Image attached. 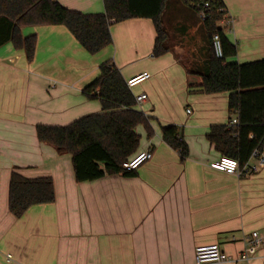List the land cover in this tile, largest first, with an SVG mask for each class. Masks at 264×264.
<instances>
[{
    "label": "crops",
    "instance_id": "1",
    "mask_svg": "<svg viewBox=\"0 0 264 264\" xmlns=\"http://www.w3.org/2000/svg\"><path fill=\"white\" fill-rule=\"evenodd\" d=\"M56 1L87 13L104 11L103 0ZM222 1L232 19L224 32L237 47L228 61L264 58V0ZM184 6L180 2L179 22ZM181 28L186 38L192 25ZM21 32L36 35L31 60L12 42L0 46V264H196L197 245L218 243L238 257L248 234L264 238V166L237 176L209 165L222 155L208 138L211 127L227 125L238 112L229 110V92H203L202 77L190 72L206 63L205 42L193 38L186 50L179 44L184 52L170 46L155 56L157 30L150 17L113 23L112 42L94 54L65 25H26ZM107 60L126 81L151 73L131 90L146 93L136 108L153 129L148 136L144 124L137 126L134 154L150 147L153 157L128 169L130 175L78 181L72 154L40 141L36 127L102 112L101 100L89 98L84 88ZM167 125L181 133L185 158L163 139ZM14 170L28 178L52 177L54 201L15 216L9 209ZM205 264H264V244L248 261Z\"/></svg>",
    "mask_w": 264,
    "mask_h": 264
},
{
    "label": "trees",
    "instance_id": "2",
    "mask_svg": "<svg viewBox=\"0 0 264 264\" xmlns=\"http://www.w3.org/2000/svg\"><path fill=\"white\" fill-rule=\"evenodd\" d=\"M168 1L103 0V12L87 13L56 0H0V46L12 42L15 47L24 48L31 60L36 35L24 36L21 28L26 25H65L79 43L94 54L112 42L113 23L133 17H150L157 30L153 54L160 56L170 49L161 22ZM180 2L186 5L182 0ZM222 6L225 7L222 0H213L210 17L202 21L209 39L208 58L205 64L190 72L202 77L199 86L203 92H229V110H236L239 116L237 135H233L227 125H213L208 138L222 155L243 163L264 142V58L242 63L228 61L237 54V47L218 25L223 16L218 9ZM216 32L223 42L222 58H217L212 48V36ZM84 92L89 98H99L103 111L80 117L64 126L38 124V138L55 146L60 153L72 154L78 181L99 178L105 173L132 174L123 164L138 149L140 134L137 126L144 124L148 136L153 134L149 117L136 108L135 95L110 60L100 65V74L84 88ZM178 134L175 125L162 127L163 139L180 149L185 158L188 147ZM54 199L52 177L28 178L17 170L11 173L9 209L15 216L21 217L31 206Z\"/></svg>",
    "mask_w": 264,
    "mask_h": 264
},
{
    "label": "built area",
    "instance_id": "3",
    "mask_svg": "<svg viewBox=\"0 0 264 264\" xmlns=\"http://www.w3.org/2000/svg\"><path fill=\"white\" fill-rule=\"evenodd\" d=\"M190 9H192L197 17L201 21H205L211 15V5L213 0H182ZM218 11L223 12L222 18L218 21V25L224 30L229 28L232 23L231 17L228 15L227 10L224 6L220 7ZM212 48L217 58L224 56V48L221 36L218 32L212 36ZM151 73L144 71L139 75L129 78L126 82L130 89L143 81L149 79ZM146 93L135 95L137 103H141L146 99ZM190 112V109H188ZM239 124V117H232L227 127L232 131L233 135H237L236 125ZM178 138L181 139V133L178 134ZM180 150V149H179ZM153 157L152 148H148L142 152L134 154L123 166L126 169H136L145 161ZM210 167L224 171L229 174H235L237 176H247L259 171L264 166V142L260 148H256L249 159L241 163L239 159L221 155L218 159L210 162ZM264 244V238L248 234L245 237V247L238 257H234L224 251L218 243L201 244L195 247V263H224V262H235V261H248L253 254L256 253L257 249ZM7 258L10 260L11 255L8 254Z\"/></svg>",
    "mask_w": 264,
    "mask_h": 264
},
{
    "label": "rangeland",
    "instance_id": "4",
    "mask_svg": "<svg viewBox=\"0 0 264 264\" xmlns=\"http://www.w3.org/2000/svg\"><path fill=\"white\" fill-rule=\"evenodd\" d=\"M179 4H180V0H169L167 5L164 7L161 22H162V27L164 28L167 34L166 44L171 47L175 46L174 49H176L178 52L179 51L184 52V50L188 49L190 43L194 38L198 42L201 39L203 42L207 44L208 47L209 39L206 29L202 24V21L189 8H186L184 6L185 8L182 15L183 22L191 23L192 25V30L189 33H187L185 38V35H183L184 33L181 28L183 22H179ZM181 43L184 44L185 47L184 50L183 48L179 47V44ZM140 85L141 84H139L138 86Z\"/></svg>",
    "mask_w": 264,
    "mask_h": 264
}]
</instances>
